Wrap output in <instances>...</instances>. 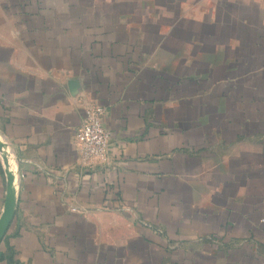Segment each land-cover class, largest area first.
<instances>
[{"label":"crops","instance_id":"0c3cea01","mask_svg":"<svg viewBox=\"0 0 264 264\" xmlns=\"http://www.w3.org/2000/svg\"><path fill=\"white\" fill-rule=\"evenodd\" d=\"M0 139V264H264V0H0Z\"/></svg>","mask_w":264,"mask_h":264},{"label":"built area","instance_id":"2783aa9c","mask_svg":"<svg viewBox=\"0 0 264 264\" xmlns=\"http://www.w3.org/2000/svg\"><path fill=\"white\" fill-rule=\"evenodd\" d=\"M102 114L99 108H89L79 133V162L85 169L105 163L109 157V134L103 126Z\"/></svg>","mask_w":264,"mask_h":264},{"label":"water","instance_id":"95a60500","mask_svg":"<svg viewBox=\"0 0 264 264\" xmlns=\"http://www.w3.org/2000/svg\"><path fill=\"white\" fill-rule=\"evenodd\" d=\"M6 148H7V145L0 139V153L2 156L3 164H4V174L6 178L5 200H4L3 211L0 216V241L2 240L8 226L10 225L12 221L15 207H16L15 173L6 168L8 166L7 159L3 157V151Z\"/></svg>","mask_w":264,"mask_h":264}]
</instances>
